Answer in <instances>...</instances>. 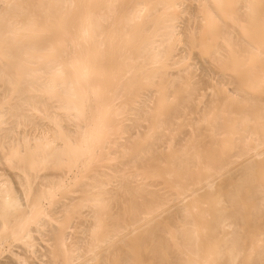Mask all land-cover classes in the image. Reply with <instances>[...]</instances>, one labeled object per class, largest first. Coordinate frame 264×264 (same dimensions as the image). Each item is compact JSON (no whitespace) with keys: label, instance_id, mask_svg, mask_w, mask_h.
<instances>
[{"label":"bare ground","instance_id":"6f19581e","mask_svg":"<svg viewBox=\"0 0 264 264\" xmlns=\"http://www.w3.org/2000/svg\"><path fill=\"white\" fill-rule=\"evenodd\" d=\"M0 264H264V0H0Z\"/></svg>","mask_w":264,"mask_h":264}]
</instances>
